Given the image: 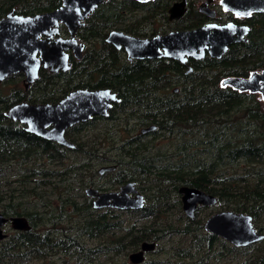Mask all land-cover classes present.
<instances>
[{
    "label": "trees",
    "instance_id": "1",
    "mask_svg": "<svg viewBox=\"0 0 264 264\" xmlns=\"http://www.w3.org/2000/svg\"><path fill=\"white\" fill-rule=\"evenodd\" d=\"M174 1L152 0L144 10L152 18L154 11L167 10ZM61 4L62 0H0V18L12 9L33 15ZM114 16L117 14L99 17L94 33H107L113 28L115 21L109 23V19ZM237 20L250 26L248 41L230 45L221 58L207 54L191 60L193 72L189 74H185L187 66L175 59L145 58L121 64L115 47L103 42L110 61L103 63V56H97L93 63L84 64L86 71L93 72L94 65L97 77L104 78L101 81L124 99L134 101V107L143 105L144 121L152 119L158 125L156 133H163L169 140L168 145L146 146L152 153L124 155L127 163L141 162L144 173L156 176V196H149L141 209L87 212L81 217L85 225L82 232L100 240L93 247L67 233L62 238L57 232L39 231L40 224L33 221L32 230L17 231L0 241V264H44L48 257L67 256L72 264H102V256L107 254L113 255L111 264H133L127 259L121 263L120 258L137 250L144 241H157L158 245L141 264H264V241L235 246L205 231L202 219L191 220L185 215L179 193L182 185L204 190L217 197L220 211L249 213L262 229L264 107L258 94L221 86V82L226 77H247L264 69V13ZM202 23L196 19L184 21L183 28ZM122 29L133 32L132 28ZM110 71L113 75L106 78L105 72ZM17 77L7 81L18 82ZM3 85L0 83V178L9 184L12 177H17L15 182L21 190L15 193L12 189L8 197L0 186V205L7 216L30 218L38 211L23 206L26 194L40 198L42 191L38 189L48 188L50 194L62 195L72 190L68 187L73 184L91 183L85 174L88 168L82 165L89 155H67L58 144L26 131L24 124L5 116V110L26 97L23 91L8 92ZM174 87H179L177 93ZM133 164L130 167L138 169L139 165ZM122 171L128 173L124 180L136 179L133 170ZM62 202L71 205L73 211L84 212L76 200ZM93 210L91 203L85 208Z\"/></svg>",
    "mask_w": 264,
    "mask_h": 264
},
{
    "label": "water",
    "instance_id": "2",
    "mask_svg": "<svg viewBox=\"0 0 264 264\" xmlns=\"http://www.w3.org/2000/svg\"><path fill=\"white\" fill-rule=\"evenodd\" d=\"M106 0H63L62 6L44 13L23 15L11 10L0 19V81L17 72H25L27 79L33 81L38 76L41 64L52 71L70 68L68 48H75L80 56L83 44H79L76 33L83 26L84 20L100 3ZM225 10L237 18L246 19L254 13H264V0H220ZM215 0H204L200 9L210 18H215L216 11L209 6ZM188 0L175 2L169 12L171 18H181L187 9ZM64 23L70 38L52 37L59 34V26ZM251 28L248 24L230 21L225 24L209 22L194 29L176 30L153 37H136L123 31L114 30L108 40L118 48L124 47L129 59L168 58L187 63L190 58L202 59L207 54L221 58L229 46L247 42ZM42 36L47 38L41 39ZM61 37V36H60ZM41 53V58L37 56ZM192 71V67L189 68ZM240 92L260 94L264 99V69L256 70L247 77L230 76L222 81ZM117 94L110 89L77 90L57 104H30L21 102L4 114L25 125L26 131L39 137L54 140L67 146H74L65 137L67 127L90 119L94 114H108L112 103L119 102ZM53 126L52 128H49ZM152 128H155L153 126ZM115 166L102 168L113 170ZM182 202L186 214L195 217L199 205H214L216 196L196 187L183 186ZM87 193L97 197L96 208L113 207L118 209H141L145 206L144 196L137 191L134 183H128L120 192H99L89 188ZM130 193L135 194L131 196ZM12 225L18 230H29L31 225L24 216L11 218ZM8 217L0 212V238L6 235L2 226ZM207 232L216 234L235 246H248L264 240V233L259 232L253 223V216L246 212L221 210L210 216L204 224ZM155 242L145 241L141 250L132 252L130 260L140 264L145 259V252L154 250Z\"/></svg>",
    "mask_w": 264,
    "mask_h": 264
},
{
    "label": "flooded vegetation",
    "instance_id": "3",
    "mask_svg": "<svg viewBox=\"0 0 264 264\" xmlns=\"http://www.w3.org/2000/svg\"><path fill=\"white\" fill-rule=\"evenodd\" d=\"M150 1L152 0H127L126 3H116V2L108 3V0H106L104 3L98 4V6L94 9V11L90 13L89 16L84 20L83 26H81L76 33L77 36L76 38L78 40V43L84 45L83 48L80 50V56L76 54V49L73 47L68 48L66 50V52L69 55V62H70L69 69L65 70L63 68H59L55 71H52L50 67H45L44 64H41L38 71V76L33 81H29L27 79L25 72L23 71L9 75L3 81H0V83H3L4 85L11 84L13 82L14 87H9L7 91L14 92V90L16 91L17 89L20 91V93L23 91L26 97L22 101L14 103L8 109L21 102H28L30 104H57L61 100H63L66 96L77 90H100V89L108 88L112 92L116 93L117 97L120 99L119 102L112 103V107L108 109L107 115L94 114L90 119L86 121L77 122L66 128L65 137L74 146H67L57 141L44 138L45 140L58 144L61 148L64 149V152L67 155L76 154V153L89 155L87 160L85 158H82L85 159L82 165L83 167L85 165L88 168L85 174L87 178L91 180L90 184L84 186H82L83 184L81 183H78L76 185L73 184L72 186L68 187L73 189L68 190L66 193H63L62 195L52 194V196L54 195L57 196V198L60 201L76 200L77 202H79L78 206L81 209H83L84 212L79 213V211H73L70 209L71 205L65 204L63 206H65L66 208L60 211L61 215L57 217L55 221L52 222V227H54L55 229L49 227L45 230H42L44 232H51V233L57 232L63 238V236H65L67 233L64 224L67 223L68 229H70L71 223H73L70 220V218L73 215L65 216L64 214L66 213L78 214L80 221L83 220L82 219L83 216L87 215V212H91V214L93 213L95 214L96 210L104 211L105 209H118L113 207L96 208L95 201L97 197L87 193V189L89 188L98 190L101 193L120 192L123 186L127 185L128 183H134L137 191L144 196L145 202L147 201L149 196L150 197L156 196V189L154 188V185H156L155 182L156 176L154 175L152 179L144 180L143 178L144 175L149 176L150 174L149 173L146 174L143 172L142 170L143 163L141 162H137L134 164L132 162L127 163L125 161L124 155L135 154V153H139V154L152 153V148L150 147L152 146L158 147L155 146L156 145L155 140L159 135L158 133H156L158 129V125L155 122H153V120L150 118H148L147 121H144L143 116L145 111H143L144 110L143 105L140 106L138 104V108L134 107L135 106L134 101L129 99L127 100L124 99L120 92H118L115 89H112L111 86H108L106 85L105 82L101 81L104 78L97 77L98 75L96 74L98 73L95 71L94 65L92 67V64H89V68L92 67L93 72L86 71L87 68L84 66L86 62L93 63V61H95V58L97 56H103V63H108V61H110L109 59L110 52L104 50L103 42H106L112 45L113 47H115L114 53L120 56L119 62L121 64H127L126 62L132 63L135 60H138V59H132V60L129 59L128 53L124 47L118 48L114 43L110 42L108 40L110 33L114 30H119L136 37L145 38V37H153L158 34H166L176 30L194 29L213 21L218 22L220 24H225L230 21L239 22L237 20L239 18H237L235 14L223 8V6L221 5V1L220 3H218V5L222 7V9L220 10L216 8L214 2L210 4L209 7L212 10L216 11L215 18H210L206 12H203L200 9V5L204 0L200 4H198L199 3L198 0H188L186 12L179 19L171 18V14L169 10L175 2L182 0H176L172 2L167 10L154 11L152 18H150L148 16V13L145 12L144 10L145 7H147L148 5L147 3H149ZM61 6L62 4L59 7ZM44 12H48V11H44ZM111 14H115V15L117 14V16H114L111 20L109 19V23H113L112 21H115L114 22L115 26L107 30V33L106 31L101 33H94L95 27H97L99 23L98 21L99 17L107 16ZM193 19H196L198 22L204 21V23H202L197 27L183 28L184 21L186 23H190V21H193ZM242 20L243 19H241V21ZM162 21L165 23V24L161 23L162 26L163 25L165 26L163 27L158 26L157 24H160V22ZM124 27L132 28L133 32L132 33L126 32L124 29H122ZM59 31L60 32L58 35L52 37L53 40L58 38H64V39L70 38L69 29L64 23L60 24ZM44 38L47 37L45 36L41 37V39ZM37 56L41 58V53L38 52ZM191 60H194V58H190L188 62L185 63V65L187 66L185 74H189L193 72V66L190 64ZM190 67H192V71L189 70ZM105 69L107 68L105 67ZM112 71L115 72L116 70H112ZM112 71L108 73L105 72L104 75L106 76V78H109L110 76L113 75ZM43 73L45 74L43 75ZM13 76H18L17 78L20 80L18 82L7 81ZM86 78L88 80H85ZM98 79L99 81H97ZM221 86H222V82H221ZM178 90L179 87L173 88V91L175 93H177ZM153 126H155V128H152ZM52 127L53 126H50L49 128ZM146 146H150V147L145 148ZM132 164L133 166L139 165L138 169H135V167L131 168L130 166H132ZM109 166H115V168L113 170L102 171V168ZM122 170H133V172H135L136 179L124 180L125 179L124 175L128 173ZM77 174H79V172ZM104 179L105 182H102ZM158 179L159 178H157V180ZM146 182H148L150 186ZM183 186H187V185H182L179 187V193L181 194V202H182L183 194L180 192V188ZM130 195L135 196V194L133 193H130ZM90 203L94 210L85 211V208ZM218 205H219L218 199H217V203L214 205L200 204L195 213V217L190 218L186 214L182 202V208L184 210L185 215L191 220L202 219L204 230H205L204 224L208 220V218L213 214L220 212V210H214L212 212H209L203 217H201V212L205 211V209H210L211 207L215 209L217 208ZM64 211L66 213H63ZM53 212L54 211H50V213ZM46 214L49 213H47L46 211ZM14 216H24V215L7 216L8 221L2 226L3 233L6 236L4 238H0V240H4L8 236L4 231V228L7 225H10L15 230V232L23 231L13 227L11 218ZM33 216H36V214ZM33 216L30 218L24 216L28 219V222L31 225V229L24 231H30L33 229V218H34ZM50 217L49 216L44 217L45 219L48 218V220L44 221L43 225L48 226V223H50L51 220L49 219ZM76 218L77 217L74 216V219ZM260 226L262 229H259L255 225V227L259 232L264 233V220L263 223H260ZM81 227L85 228V225H82ZM148 242H155L156 247L154 250L145 252L144 261L153 251L156 250L158 245L157 241H148ZM141 245L137 250L131 251L128 254V257L132 252L141 250ZM49 258L50 257L46 259V262L44 264H49L53 261L52 259H54V258H50V259ZM129 261L132 263L130 257H129Z\"/></svg>",
    "mask_w": 264,
    "mask_h": 264
},
{
    "label": "rangeland",
    "instance_id": "4",
    "mask_svg": "<svg viewBox=\"0 0 264 264\" xmlns=\"http://www.w3.org/2000/svg\"><path fill=\"white\" fill-rule=\"evenodd\" d=\"M202 1L203 0H198V2H199L198 4H200ZM214 3L216 5L217 9H219V10L222 9V7L218 5V3H220V0H215ZM161 23L165 24L162 21V22H160V24H157V25L161 27L162 26ZM163 26H165V25H163ZM85 80H88V79L86 78ZM9 87H14L13 82L11 84L3 85L4 89H9ZM258 95L260 97L261 104L264 107V99H262L260 94H258ZM162 134H159L158 137L156 138V140H155L156 146H164L165 144H167V145L169 144V140L167 139V137H163ZM166 147L167 146H165L164 148H166ZM153 176H154L153 174H150L149 176L148 175H144L143 178H144V180H147V179H152ZM38 178L40 179V178H42V176H39ZM16 179H17V177H12L11 178V182L8 184V182H5L6 180L3 181V179L0 178V186L2 187V193L5 196L7 195L9 197L12 194L11 193L12 189H15V193H20L21 187H18L19 186L18 183L15 182ZM102 182H105V179ZM146 183L150 186V184L148 182H146ZM60 185L66 186V184H62V183ZM38 191H42V194H41L40 198H38L37 196H33L31 194H26L27 197H23L22 201L23 200L24 201L21 202V203H23V206L26 208V210L28 209V211H30V209L33 208V207H34L35 211H38L36 216H33L34 217L33 221L35 223H39L40 224L39 226H37V230L42 231V230H45V229H47L49 227L55 229L54 227H52V222L55 221V219L61 215L60 211L62 209H64V208H66L65 206H63L66 203H63L62 201H60L57 198V196H55V195L52 196V194H50L51 190L48 189V188H39ZM16 195H17L16 197H21L20 194H16ZM18 200L19 199H16V201H18ZM4 202L5 201H3L2 203H4ZM81 203H83V202H81ZM211 208L210 209H205V211L201 212V217L205 216L207 213L212 212L214 210H220L218 207L215 208V209L214 208L211 209ZM46 211L49 214H46ZM50 211H54V212L50 213ZM0 212H2L1 205H0ZM63 213H66V212L64 211ZM174 214L177 216V213H174ZM64 215L65 216L73 215L70 218V220L73 222V223H71V228L68 229V224L67 223L64 224L65 227H66L67 234L72 235L73 237H75V238L81 240L82 242H84L86 245L92 246V247L96 246L100 242V240H97L95 238H90L86 233L82 232V230L84 228H82L81 226L84 225V221L83 220L79 221L78 214H76V213L75 214L66 213ZM46 216H49V217L51 216L49 218L51 220H50V223H48V226L42 225V224H44V221L48 220V218H46V219L44 218ZM74 216L77 217V218L74 219ZM123 218H126V217H123ZM130 220H134V219H130ZM4 231L8 235L7 238L4 239V240H7L9 237H11L15 233V230L10 225L5 226ZM125 259H127V261L130 263L128 255L122 256L120 258V262L124 263ZM52 260H53L54 263H49V264H72L73 263V260H70L69 256H67L66 258H58V259L54 258ZM112 260H113V255L107 254V255L102 256V259H101L100 263H102V264H111ZM219 264H220V261H219Z\"/></svg>",
    "mask_w": 264,
    "mask_h": 264
}]
</instances>
